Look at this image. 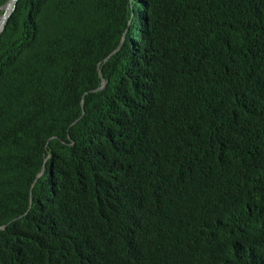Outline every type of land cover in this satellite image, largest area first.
I'll return each mask as SVG.
<instances>
[{"label":"trees","instance_id":"obj_1","mask_svg":"<svg viewBox=\"0 0 264 264\" xmlns=\"http://www.w3.org/2000/svg\"><path fill=\"white\" fill-rule=\"evenodd\" d=\"M128 5L17 0L0 34V264H56L61 255L70 259L59 264H259L252 247L264 237V162L262 170L252 162L264 160V0H217L197 29L205 62L193 70L155 64L142 77L127 74L161 29L135 18L139 52L109 62L111 83L89 93L71 125L89 88H67L83 79L78 42L107 54ZM171 120L186 134L191 162L164 197L145 134ZM51 135L47 150L64 153L66 166L31 187ZM124 165L144 183L135 200L110 205L97 179ZM31 200V211L49 208L53 233L28 230L29 214L16 219Z\"/></svg>","mask_w":264,"mask_h":264},{"label":"clouds","instance_id":"obj_2","mask_svg":"<svg viewBox=\"0 0 264 264\" xmlns=\"http://www.w3.org/2000/svg\"><path fill=\"white\" fill-rule=\"evenodd\" d=\"M8 2L9 0L0 6V16L3 13V7ZM216 6L217 0H129L121 38L107 54L97 47L88 52L86 46L78 42L76 53L77 60L82 67L80 75L83 79L68 83L67 88L70 89L78 85L89 86V88L81 92V116L75 119L71 125H74L85 114V99L89 93L103 90L111 83L109 62L117 54H122L123 58L130 56L133 59L135 54L139 52V43L142 41L140 36L135 34V18L139 17L148 23L158 24L161 29L155 38L144 42L147 48L141 56H138L131 65L126 67L127 74L137 73L142 77L155 64L166 67L179 66V69L187 67L185 69L193 70L201 68L205 62L203 52H198L197 49V29L205 23ZM128 41H131L132 48H129L128 52L125 53L122 50ZM156 55H166V57L159 58ZM171 121L175 130L170 124L163 123L159 127L156 125L150 126L145 134V138L149 139L150 153L157 159L156 164L152 167L153 179L155 181L158 179L163 180L167 184H162L161 188L164 191L158 193L159 195H165L164 197L172 193L166 189L179 179L177 177L189 174L188 161L191 162V151L186 134L173 120ZM190 127L195 128L196 125L191 122ZM56 137V135H51L45 145L46 151L38 152L37 161L39 164L35 171L37 174L31 187L46 173H48V178H51L53 174L58 178L62 162L65 168L66 155L60 153L61 159L58 155H53L47 150L50 140ZM260 138L264 139V133L260 134ZM64 144L74 145L75 140H64ZM263 162V159L253 161V170L256 168L262 170ZM241 166V175L247 176L248 164L245 156L242 157ZM127 170L128 166L124 165L119 172L97 179L96 188L100 190L102 197L110 205H125L137 198L136 194L139 192V186L143 185L144 180L140 174ZM65 197L66 194L64 193ZM32 206L33 202L31 200L28 210L23 216L16 219H23L29 214L23 221V224L25 223L28 226V230H38L42 234L53 233L52 228H54L56 222L49 208L43 207L41 211H31ZM252 249L255 256L259 258V264H261V260L264 261V237L258 245L255 243ZM61 259L68 261L70 258L67 255H61L55 257L53 261L59 264ZM78 261L74 259L72 264H79ZM81 264L85 263L82 262Z\"/></svg>","mask_w":264,"mask_h":264},{"label":"water","instance_id":"obj_3","mask_svg":"<svg viewBox=\"0 0 264 264\" xmlns=\"http://www.w3.org/2000/svg\"><path fill=\"white\" fill-rule=\"evenodd\" d=\"M16 0H9V2L3 7V13L0 16V32L4 28L8 17L10 16L12 10L15 7Z\"/></svg>","mask_w":264,"mask_h":264}]
</instances>
